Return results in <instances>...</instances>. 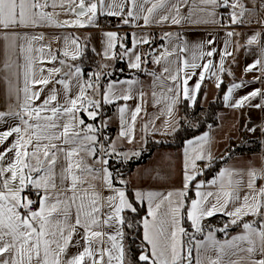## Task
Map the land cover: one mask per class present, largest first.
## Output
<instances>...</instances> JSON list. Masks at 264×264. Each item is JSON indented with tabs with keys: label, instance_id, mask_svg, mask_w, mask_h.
<instances>
[{
	"label": "snow or ice",
	"instance_id": "snow-or-ice-1",
	"mask_svg": "<svg viewBox=\"0 0 264 264\" xmlns=\"http://www.w3.org/2000/svg\"><path fill=\"white\" fill-rule=\"evenodd\" d=\"M221 9V27H264V0H0V264H264V167L198 179L217 159L208 133L186 141L179 188H130L117 167L139 159L149 137L179 132V106H196L206 78L219 89L232 75L227 46L217 68L213 40L205 50L182 34L220 23ZM101 17L133 31H104L99 52L89 37L46 31L101 28ZM157 25L178 30L164 31L159 46L135 31ZM89 52L104 61L96 70L83 67ZM245 72L264 82V46ZM247 86L227 87L226 106L264 110V89L234 97ZM105 106H115V138ZM138 118H147L139 138Z\"/></svg>",
	"mask_w": 264,
	"mask_h": 264
},
{
	"label": "crops",
	"instance_id": "crops-1",
	"mask_svg": "<svg viewBox=\"0 0 264 264\" xmlns=\"http://www.w3.org/2000/svg\"><path fill=\"white\" fill-rule=\"evenodd\" d=\"M223 13V9L220 10ZM101 17V24L103 22ZM114 20V28L106 30H98V28H84V29H47L49 33H58L60 35H66L69 33H75L77 36L84 40L86 37H89V43L91 47L96 48L99 52L102 48V37L104 31H116L121 35H125L133 29L128 28L127 26H120L116 18ZM227 20L224 18L217 24H202L198 26H190L187 30H184L182 34L185 39L189 40L190 43H201L204 42L206 45L205 50H207L206 42L208 40H213V48L216 49V55L212 58L215 62V65L219 66V61L223 57V50L227 46L229 51H232L233 55L228 57H223L225 59L224 67L231 71L232 75L227 73L222 74L221 78L223 81L227 80L229 86L232 83H239L241 81L248 82L246 88L236 90L234 92V97L239 98L248 92L256 88L264 89V82H254L253 78L259 76V72L246 73V66L253 63L256 59L261 57L262 46H264V27L259 24L252 23L245 26H232L221 27V24L226 23ZM176 27L168 26H153L148 29H136L135 31H143L145 33L154 35L157 39L154 41V44H157L159 41V36L163 35L164 31H177ZM228 31H235L236 35L233 37H228ZM256 33H260V43L247 45V40L251 38ZM163 44V41H160ZM59 45H54L58 47ZM147 47V46H145ZM96 55V54H95ZM99 65L102 64L101 56L96 55ZM190 58V55H189ZM76 63H79L77 61ZM117 65V63H116ZM152 67H155L154 65ZM199 71V70H197ZM128 70L125 69L124 73L118 74L120 78H125L128 75ZM207 76V74H205ZM197 82L196 77H193V80L190 81V86ZM228 86V87H229ZM204 87L202 95L203 106H208L211 102L215 101L220 91V88L215 87L214 80L205 79L202 83L200 93ZM227 88L224 95L226 94ZM200 93L197 97V100L200 96ZM224 101V100H223ZM7 93L6 86L4 83L0 82V110H3L7 104ZM257 101H253L255 103ZM190 104V102H188ZM107 116H111L113 119L109 122L108 129H114V133L109 135L112 138L118 136L119 133V121L116 119V110L115 106H105L104 109ZM149 113H156L157 109L151 105L148 106ZM181 105L179 106V111L177 112L175 119L179 121V126L181 122ZM144 120H137L136 124V134L139 138L141 133V125L145 123ZM165 116H160V119L156 121V126L161 127L162 121L165 120ZM252 123L251 127H256L257 133L261 135V149L258 152L252 154H239L231 159H229L222 167H232L237 169H247L249 167L261 168L264 167V132L261 131L264 128V110L257 108L244 107L243 109H234L229 106H226L224 102V108L220 110L218 114V124L214 127L209 128L208 130L198 134L195 137L208 133L212 137L211 150L214 157L218 158L225 154L232 142H238L241 140L242 131L241 127L243 123ZM250 127V128H251ZM255 132V133H256ZM252 135L255 133L250 132ZM173 135H155L149 138L162 140L164 142L170 141V138ZM190 138V139H194ZM149 140V139H148ZM189 140V139H188ZM187 141V140H186ZM186 141L181 148H174L171 146L161 147L155 150L151 158L144 164L138 165L135 169L129 174L125 175V178L129 180L130 188H144L145 190H165L172 188L181 187L182 179V165H183V149L186 146ZM123 146V145H121ZM131 148V145L126 146ZM137 148L140 145H136ZM221 167V168H222ZM217 174V173H216ZM215 174V175H216ZM214 175V176H215ZM214 176H208L205 173L204 177H198V179H212ZM219 222V221H218Z\"/></svg>",
	"mask_w": 264,
	"mask_h": 264
},
{
	"label": "trees",
	"instance_id": "trees-1",
	"mask_svg": "<svg viewBox=\"0 0 264 264\" xmlns=\"http://www.w3.org/2000/svg\"><path fill=\"white\" fill-rule=\"evenodd\" d=\"M87 59L84 61L83 67L86 70L92 69L96 70L99 65L98 59L94 53L89 52L87 54ZM117 67H122L123 63L118 62ZM229 86L227 80L221 85L220 91L215 101L211 102L208 106H203L202 95L204 87L201 90L200 96L197 100L196 106L192 107L188 102L181 103V122H180V131L173 135L172 141L164 142L160 140V143H155V139L149 138L146 145V151H144L139 159H133L124 165H117L119 170L124 173V175L132 172L136 166L146 163L155 150L161 147H174L181 148L185 141L197 136L198 134L208 130L211 127H214L218 124V114L220 110L224 108L223 96L226 88ZM211 125V127H209ZM252 126V123H243L241 127L242 137L238 142H232L228 150L221 157H218L214 161V167L209 169L206 173L208 176H214L218 170L232 157L239 154H252L258 152L261 149V135L260 133H255L252 135L248 129ZM107 134L112 135L114 129H107ZM159 141V140H157ZM223 158V159H221ZM145 210L141 209V215L144 214ZM215 219V218H214ZM139 234H137L138 237ZM138 239L136 237L132 238ZM129 243L131 244L133 255L138 251L136 244L132 243L130 239Z\"/></svg>",
	"mask_w": 264,
	"mask_h": 264
},
{
	"label": "built area",
	"instance_id": "built-area-1",
	"mask_svg": "<svg viewBox=\"0 0 264 264\" xmlns=\"http://www.w3.org/2000/svg\"><path fill=\"white\" fill-rule=\"evenodd\" d=\"M223 14H224V16H223L224 20H227L226 10H223ZM112 28H114V20H113V18L104 17L103 18V22H102V27L98 28V30L102 31V30L112 29ZM160 44H161L160 40L159 41L157 40L156 46H159Z\"/></svg>",
	"mask_w": 264,
	"mask_h": 264
},
{
	"label": "rangeland",
	"instance_id": "rangeland-1",
	"mask_svg": "<svg viewBox=\"0 0 264 264\" xmlns=\"http://www.w3.org/2000/svg\"><path fill=\"white\" fill-rule=\"evenodd\" d=\"M216 100V99H215ZM158 139H155V141H157ZM173 140V136L170 138V141H172ZM160 141V140H159Z\"/></svg>",
	"mask_w": 264,
	"mask_h": 264
}]
</instances>
